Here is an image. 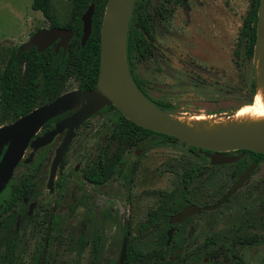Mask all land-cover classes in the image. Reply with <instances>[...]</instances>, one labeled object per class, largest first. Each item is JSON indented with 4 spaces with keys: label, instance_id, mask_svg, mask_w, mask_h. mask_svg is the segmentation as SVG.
Instances as JSON below:
<instances>
[{
    "label": "rangeland",
    "instance_id": "1",
    "mask_svg": "<svg viewBox=\"0 0 264 264\" xmlns=\"http://www.w3.org/2000/svg\"><path fill=\"white\" fill-rule=\"evenodd\" d=\"M32 2L0 0V46H19L37 29L50 26L42 11L32 8ZM72 2L52 0V10L62 25L70 20ZM253 3L134 0L128 31L132 16L151 13L152 40L151 53L146 51L147 55L139 58L134 52L133 75L126 59L129 74L150 100L171 107L166 110L168 114L234 111L253 95L251 83L257 65L242 34ZM82 34L83 27L75 42H81ZM75 88H79V80L69 79L67 90ZM116 115L113 108L100 112L81 127L57 172L58 186L65 182L63 191L50 193L46 187L58 138L47 159L37 160L42 156L40 150L35 151L34 167L27 168L24 159L0 195L2 218L10 206L22 208L15 186L28 172L27 185L42 186V208L48 211L57 205L62 219L53 221L45 264H119L125 236L137 252L134 264H163L178 248L183 251L171 264H236L237 257L230 251L233 246L242 259L240 264H264V219H198L216 216L228 207H235L233 215L240 214L245 192L237 191L222 207L198 213L197 219H188L177 227L168 219L166 225L168 209H180L188 202H216L226 190L225 168L208 174L211 166H206L199 149L178 138L150 132L136 143L128 142L127 133L133 132L124 134L122 125L111 129L110 141L106 142L103 129ZM98 150L103 152L102 157L105 152L109 157L121 153L122 159L119 172L104 184L93 185L84 181L82 174L96 153H101ZM32 151L29 147L25 157ZM251 194L256 213L264 216V192ZM46 222L24 221L16 236L14 264H39ZM170 229L173 232L168 240Z\"/></svg>",
    "mask_w": 264,
    "mask_h": 264
},
{
    "label": "water",
    "instance_id": "2",
    "mask_svg": "<svg viewBox=\"0 0 264 264\" xmlns=\"http://www.w3.org/2000/svg\"><path fill=\"white\" fill-rule=\"evenodd\" d=\"M133 4L134 0H107L106 2L100 33V67L98 79L94 86L85 89L75 88L67 90L53 100L35 107L18 119L0 126V194L10 182L15 169L22 161L29 147L33 151L25 158L26 162L32 161L37 149L51 143L58 134L65 131L64 138L56 148V154L51 164L48 185L53 189L57 167L63 160V156L75 132L85 120L107 105H114L127 119L141 127L174 136L190 146L197 147L200 151H205L211 157L212 163L214 164L233 161L235 157L224 154V152L231 150L247 149L264 153V129L251 131L236 141L226 134L203 135L175 121L173 115L168 114L166 110L160 108L143 93L129 74L126 62L127 22L131 17ZM93 14L94 4H91L81 17L83 22L82 45L86 44L92 33ZM257 17V40L254 49L256 65L257 47L261 42L264 43L260 35L264 26V0H260L259 2ZM73 36L74 30L71 28H39L25 42L18 46L17 55L34 47L40 52L45 51L54 43L56 50L63 48L65 53ZM122 37L124 38L125 50V67L123 69L118 67L116 60L118 49L117 41ZM256 73L258 84V70ZM116 89L121 93L126 92L128 96L127 103L124 104L121 102V95L116 94ZM73 109L76 110L58 121L54 128L39 134L42 127L50 119ZM253 137H257V139L255 141H249ZM253 168L254 164L239 176L233 187L217 203L206 208L215 209L221 205L245 182L252 173ZM200 210L201 208L197 204H190L179 212L172 214L169 223L180 224L187 220L186 218ZM51 223L52 219H48L47 234L40 264L46 263ZM172 232L173 229L168 231V240L171 239ZM127 247L128 238L125 236L120 250L119 264H125ZM182 251L183 248L176 249L172 256L163 264H171Z\"/></svg>",
    "mask_w": 264,
    "mask_h": 264
},
{
    "label": "trees",
    "instance_id": "3",
    "mask_svg": "<svg viewBox=\"0 0 264 264\" xmlns=\"http://www.w3.org/2000/svg\"><path fill=\"white\" fill-rule=\"evenodd\" d=\"M257 1L258 0H254L242 31L246 41H248L247 43L251 55L254 53V44L256 41L255 22L258 14ZM106 2L107 0H73L70 20L67 24L62 25L52 10V0H33L32 8L42 11L50 22L49 27L71 28L74 30V36L70 40L65 53L63 48L56 50L55 43L45 51L40 52L34 47L18 55V46H0V126L18 119L35 107L49 102L61 93L67 91L68 80L71 78L79 80V88H90L96 83L100 67V33ZM91 3L95 4L92 19V33L86 44L82 45L79 40L75 42L74 39L75 37H79L82 33L83 22L81 17ZM152 17L153 14L142 12L139 13L138 16H132L131 18L132 21L127 35L126 51L132 75V59L134 52L139 58L145 57L147 55L146 51L151 53L150 30L153 25L151 21ZM137 85L145 93L144 88L139 83H137ZM251 85L252 94H254L258 86L256 73L252 78ZM145 95L148 96L147 93H145ZM251 100L252 99L248 102ZM152 101L163 110L171 108L169 105L162 104L156 100ZM121 116L126 121L125 123L119 122V125L123 127V131H125L124 134L129 131L133 132L132 134H130L131 132L127 133L126 138L128 142L136 143L139 139L148 135V133L154 132L137 125L133 121L127 119L123 114H121ZM60 117H62V115L51 119L46 125L52 124ZM154 133L160 137L176 138L164 133ZM190 147L192 149H197V147L194 146ZM39 150L42 152V156L37 158V160L41 161L44 159L46 149L41 148ZM120 154L121 153L117 152L113 155L107 165L104 164L101 168H94L90 172L89 177L95 182H103L104 178L101 177L102 175L107 177L109 174L117 172L121 165L122 157H119ZM26 166L27 168H29V166L34 167V164L32 162L26 164ZM28 174L27 172L20 184L15 186V191L20 192L19 195L26 189L28 177H30ZM12 202H14V199H11V203ZM178 208L177 206L172 210L168 209L165 217L170 213L178 211ZM15 220L16 219H0V264H14L15 262L14 251L16 248V237L12 239L7 233V229ZM166 225H169L168 219H166ZM175 226L177 227L178 225ZM166 234V232H163L164 239L166 238ZM164 242L166 243L165 240ZM78 248L77 251L80 253L82 247L79 246ZM136 255L137 252L132 250L128 245L125 264H134Z\"/></svg>",
    "mask_w": 264,
    "mask_h": 264
},
{
    "label": "flooded vegetation",
    "instance_id": "4",
    "mask_svg": "<svg viewBox=\"0 0 264 264\" xmlns=\"http://www.w3.org/2000/svg\"><path fill=\"white\" fill-rule=\"evenodd\" d=\"M83 89H85V88H83ZM112 108L115 109V112H116L117 115L114 117L115 119L114 118L111 119L109 125L105 126V128L103 129V134L105 135V138L104 139L106 140V142H107V140L110 141V137H111L110 134L112 133V130L111 129L113 128V131H114L115 128L120 123H125L126 122L122 118V116H121L122 113L120 112V110L117 109L114 105H107V106L103 107L99 112L93 114L91 117H89L87 120H85V122L83 124H81V126L75 132L72 141L77 136V134L80 131L81 127H83L85 125V123L90 118H92L94 115H96V114H98L100 112L103 113V112L108 111L109 109H112ZM75 110L76 109L67 111L69 113L65 112L67 114H65V113L61 114L62 117H60L59 119H56L50 125H46L48 123L47 122L42 127V129L40 130L39 134H42V133H45V132L51 130L52 128L55 127V124L58 121H60L64 117L70 115ZM58 116H60V115H58ZM106 133H108V134H106ZM64 135H65V131L62 132V133H60V134H58L51 143H49V144L41 147V148H45L46 149L45 156H44L45 158L44 159H47V156L50 154V151L52 149V145H54V143L56 142V140H58V138H59V141H58L57 145L54 148V154L52 155L51 164H52V160H53V158H54V156L56 154V148L59 146V144L63 140ZM72 141H71V143H72ZM41 148H39V149H41ZM39 149H37V150H39ZM246 150L247 149H245V150L244 149H239V150H233V151L224 152L225 155L231 156V157H235V159L233 161H231V162L221 163V164H214V163H212L211 157L209 155H207V153L205 151H200L199 150L200 151L199 154L203 157L204 161H206V166H209V165L211 166L208 169L205 168V169L208 170V174L209 173H212L213 171L215 173H217L221 169L225 168V170H224V180H223V184H225L226 190H225V192H223V193L220 194V196L217 198L216 202H214V203H205L203 205H199V204L194 203V202H188L185 206L181 207L178 211L169 214L165 218L166 219H170V216L172 214H175V213L179 212L180 210H182L186 206H188L190 204H197L201 208V210L199 212H197V213L189 216L188 218H186L187 220L188 219H197V216L196 215L198 213L209 212V211H214L216 209H219L220 207H222V205L224 203L229 202L230 199L233 197V195L237 191H239V192H245V194L247 193V195L243 196V200L244 201L241 204V212H240V214L233 215V213L236 212L235 207H228L225 210H222L216 216H213V217H210V216H201L198 219H264V216L263 215H258V213H256L255 205L252 203V199L250 198V197H252L251 196L252 195L251 193L264 192V167H263L264 166V153L257 152V151H253V150H248V151H246ZM99 152H101V151H99ZM65 154L63 156V159L65 157ZM102 154H103V152L96 153V155L92 159L91 166L87 170H85L83 172L82 178H83L84 181H89V182L93 183V185H100V184H104L114 174L117 173V172H114L113 174H109L107 177H104L102 175L101 177L104 178L103 182H95L94 180H92L89 177L90 172L94 168H101V166L104 165V164L107 165L108 161L111 159V157H109L108 155H106V152L104 153V156L103 157H102ZM25 158H27V157L24 156L23 159H22V161ZM32 161H33V159H32ZM32 161L26 162V163L29 164ZM62 161L59 163V165L57 167V171H56V174H55V177H54L53 189H51L49 187V185H48V183H49V176H50V169H51V164H50L49 173H48L47 182H46V187L49 189L50 193H52L55 190H58L60 192V191H63L65 189L64 188V183H65L64 181L59 186H58V183L56 182L57 172H58L59 168L61 169V166H62L61 163H62ZM20 163H19V165H20ZM253 164H254V168H253L252 173L245 180V182L231 196H229L221 205H219L215 209H207L206 208L208 206H211V205L217 203V201L219 199H221L233 187V185L237 182L239 176L241 174L245 173L246 170L251 165H253ZM74 169L75 170H78L79 169V166H75ZM118 172H119V170H118ZM41 187L42 186H38V185H35V186L30 185V184L27 185L26 186V189H24V191L18 196L19 201H22V203H23V207L22 208H16V207L10 206L8 208V211H7L6 215H4L3 218H2V216H0V219H16L11 224V226L8 228L9 230L7 229L8 236L12 237V239H15V237L17 236V234L20 231L21 225L24 223V221L26 219H47L46 229H45V231H46L45 233L46 234H47V227H48V219H52L51 230L54 227V222L53 221L55 219H62V215L57 211V205L51 206L48 211H46L44 208H42L41 203H39V198H41V196L43 195L42 190H40ZM75 201H79V200H77V198H75ZM187 220H185V221H187ZM51 232H50V234H51ZM15 234H16V236H15ZM46 234H45V237H46ZM45 237H44V241H45ZM49 239H48V244H49ZM44 241H43V245H44ZM43 245H42V247H43ZM42 250H43V248H42ZM230 251L232 252L233 257H237L236 264H240V261H242V259L237 254V252L235 250V246H233V248ZM41 255H42V253H41ZM39 264H40V262H39Z\"/></svg>",
    "mask_w": 264,
    "mask_h": 264
},
{
    "label": "bare ground",
    "instance_id": "5",
    "mask_svg": "<svg viewBox=\"0 0 264 264\" xmlns=\"http://www.w3.org/2000/svg\"><path fill=\"white\" fill-rule=\"evenodd\" d=\"M260 35L261 39L264 40V26ZM117 44V65L123 69L125 67L124 38L119 39ZM256 55L258 86L250 102L240 105L238 109L236 108L229 114L196 111L173 115V119L203 135L226 134L235 141L251 131L264 129V43L261 42L258 45ZM116 94L121 95L122 103L128 102L126 92L121 93L116 89ZM256 139L257 137H253L249 141Z\"/></svg>",
    "mask_w": 264,
    "mask_h": 264
}]
</instances>
